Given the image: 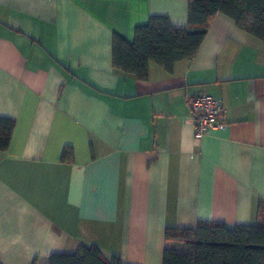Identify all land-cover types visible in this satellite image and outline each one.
I'll list each match as a JSON object with an SVG mask.
<instances>
[{
  "label": "crops",
  "instance_id": "0c3cea01",
  "mask_svg": "<svg viewBox=\"0 0 264 264\" xmlns=\"http://www.w3.org/2000/svg\"><path fill=\"white\" fill-rule=\"evenodd\" d=\"M188 0H0V264H46L95 245L162 264L166 227L261 221L264 43L223 13L196 53L147 77L112 65L150 15L187 24ZM221 100L223 127L194 136L186 100ZM68 146L71 156L61 159Z\"/></svg>",
  "mask_w": 264,
  "mask_h": 264
},
{
  "label": "trees",
  "instance_id": "16d2710c",
  "mask_svg": "<svg viewBox=\"0 0 264 264\" xmlns=\"http://www.w3.org/2000/svg\"><path fill=\"white\" fill-rule=\"evenodd\" d=\"M217 13L264 43V0H188L187 24L172 25L166 16L150 15L134 29L128 41L115 35L112 65L120 74L147 77L155 63L171 72L175 62L193 58ZM15 121L0 116V151L8 148ZM71 156L65 146L61 159ZM259 223L228 226L223 222L200 221L194 228L166 227V242L182 244L183 250L165 246L162 264H264V208ZM46 264H122L116 256L105 257L95 245L79 244L73 253H53Z\"/></svg>",
  "mask_w": 264,
  "mask_h": 264
},
{
  "label": "built area",
  "instance_id": "2783aa9c",
  "mask_svg": "<svg viewBox=\"0 0 264 264\" xmlns=\"http://www.w3.org/2000/svg\"><path fill=\"white\" fill-rule=\"evenodd\" d=\"M189 119L194 125V136L197 139L205 136L215 127H223L221 121L225 108L220 99L213 95L200 92L189 96L186 100Z\"/></svg>",
  "mask_w": 264,
  "mask_h": 264
},
{
  "label": "rangeland",
  "instance_id": "374dc122",
  "mask_svg": "<svg viewBox=\"0 0 264 264\" xmlns=\"http://www.w3.org/2000/svg\"><path fill=\"white\" fill-rule=\"evenodd\" d=\"M175 249H179V250H183L184 249V246L182 245V244H179V243H177V246H176V248ZM39 264H42V263H39Z\"/></svg>",
  "mask_w": 264,
  "mask_h": 264
}]
</instances>
